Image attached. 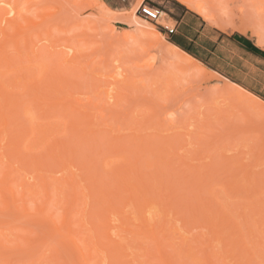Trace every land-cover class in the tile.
<instances>
[{"label": "rangeland", "instance_id": "1", "mask_svg": "<svg viewBox=\"0 0 264 264\" xmlns=\"http://www.w3.org/2000/svg\"><path fill=\"white\" fill-rule=\"evenodd\" d=\"M161 1L143 0L142 3L158 7ZM203 1L211 7L212 12L214 11L216 22L214 21L213 24L220 25L221 23L225 26L222 29L238 30L246 32L250 36L251 26L264 29V0ZM17 3L20 4L18 8H22L24 17L27 16L31 23L36 22L40 25L30 30L32 44L29 43L27 49L22 46L23 43H20L19 50L23 51L20 52L22 53L21 62L16 61L18 54L14 51L11 41H9L11 43L7 42V48L4 46L6 48L4 51H8L6 55L10 54L13 62H16L12 64V69L4 73L5 77L2 75L3 79L0 76V80L6 81L12 78L9 80L13 82L14 78L22 77L21 85L17 86V82H15L17 87L12 84L16 87L12 88L11 83L8 84L7 81L5 85L8 87L5 89L8 88L7 90H12L11 92L14 89L17 91L16 94L18 93V97H23L25 93H19L25 89L23 83L26 84L24 86L28 92L32 88L30 92L34 93L33 88L37 89L36 83L43 84V76L49 74V69H47V73L41 78L40 74H37L35 66L31 71L29 65L34 60L27 61L30 49L34 51L35 57L32 56V51H30V56L35 61L41 59L40 61L46 63L48 68H50L49 63L51 62L52 69L54 62L55 71L62 72V75L66 74L62 77L59 73L58 78L62 77L63 83L66 79L68 81H65L66 85L69 84L68 88L71 87L72 91L75 89L72 92L69 88L72 95L74 94V96L69 94L71 101L74 97L78 99L72 101V109L75 108L72 110L73 112L70 109L71 104H68L71 116L67 112V102L63 100V103H66L64 110L59 105L61 108L58 109L55 105L56 109L61 110V115H63L62 110L65 111L66 116L70 117H66L67 119L72 120L76 116L75 121L68 120L71 122L68 125L72 123L75 125L74 122L78 121L76 122L78 128L67 127L68 129L64 128V131V118L58 116L60 115L58 111L47 113L49 114L48 118L45 113L46 118L38 117L43 115L40 113L35 116V108L31 109L34 105H31L33 102L29 103L32 110L30 113L34 114V119H32L33 115L30 117V113L26 115L22 113L23 109H19L22 106L25 108L27 102L24 105L21 104L22 102L19 103L22 106H18V109L22 111V114H20L21 117L16 114L15 118L20 117V121L23 123L18 122L17 119L14 121H17L19 125H25L30 131L26 130L29 132L28 136L27 133L25 135L27 137L24 136L25 130L22 135L18 132L20 137L24 136L23 141V137L19 139L22 146L25 145L24 147L17 144V150L11 148L12 152L16 150L15 152L20 154L19 156L17 153V157L11 153L19 161L11 157V154L8 155L10 161L6 157H0V179L3 178L2 174L8 168L9 175L6 177L5 186H10L12 191L16 192L14 195L15 201H17L14 202L16 206L11 203V207H6L0 196V264H82L83 260L71 254L70 249H65L66 246L64 247L65 244L61 241L66 238L62 239V234L59 236L53 232L54 230L50 226L52 221L48 219L51 214L52 219L60 222L64 211L63 207L71 202L67 203L69 197L66 196L71 193L72 185L76 187L80 185L77 187L79 191L76 187L72 189L78 193L75 195L76 200L79 198L78 203L75 200L76 203L72 204L70 212L67 211L68 218L72 222V229L76 233L75 239L80 242L86 238L84 243H89L94 232V235L97 236L95 238L99 237L101 247H105L101 248L100 253L96 252L97 255L95 253L91 261H85L88 264L89 261L91 264H164V260L168 264H264V103L256 102L236 91L219 92L215 90L214 83L231 81L215 71L209 69L213 78L207 80L198 74L183 71L169 61H164L154 46L147 47L144 44L146 51L140 53V49L134 51L138 47L131 49V42L128 44L127 41L124 44L122 34L126 32H124L125 29H130L127 31L136 36L134 27L127 24V20H125H129L135 0H20V3L17 0ZM101 3L106 11L108 9L111 12L106 13ZM259 7L261 9L257 11L256 9ZM260 10L261 12H259ZM136 15L140 21H145L154 27L158 32V40L166 44L170 42L161 27V24L168 25L163 19L162 11L159 12L160 17L156 21L146 19L138 10ZM7 16L10 17L9 14ZM17 18L19 19V17ZM110 18L113 19L112 22L109 20ZM18 19L19 22L21 18ZM225 20H228V24ZM19 23L23 30H27L29 27V22L23 18ZM0 24L4 29H11L7 30L8 32H13L11 27L6 25L4 27L6 23ZM112 24L116 28L112 27ZM243 26L245 28H240ZM34 30L38 33H34L36 32ZM138 36L139 34L136 38L140 39L142 43L143 41L147 42L144 39L151 42L158 41L155 35H151L150 38ZM252 38L254 39V37ZM130 40L132 39L130 38ZM149 48L150 50H148ZM72 52L73 56H78V58L74 57L75 62L78 60L77 67L73 63L59 66L60 62L67 59V56L72 58ZM26 53H28L27 58ZM153 55L155 60L152 68L140 66L143 63H148L149 57ZM242 61L245 62L243 64L245 71L240 72L242 77L238 79L258 93L254 94L245 89L246 91L264 102V64H257L252 60ZM57 62L58 64H56ZM21 64L29 66L31 75L28 76L29 72H26L28 68ZM17 65H21L24 69L19 67L18 71ZM34 65L37 66L36 63ZM0 69L5 70L6 67L0 66ZM52 69L51 73H57ZM66 69L68 72L71 70L70 73H67ZM80 69L83 71L81 72ZM22 71L26 74L23 73L21 76ZM33 71L37 74L35 79ZM71 72H77V74L74 73L76 75L70 76ZM245 74H249L247 78ZM53 75H47L48 78L44 79L49 80V76L53 79L55 76ZM29 77L35 81L32 80V83ZM55 78L58 79L57 76ZM49 81H45V83ZM64 87L60 90L63 91ZM51 88L54 90L53 86ZM41 89L40 87L39 90ZM45 90L43 89V91ZM24 91L26 92V89ZM43 91L39 92L43 94ZM48 93L52 92L48 91ZM26 94L24 95L26 97L23 98L28 99L30 96L27 97ZM67 94L68 91L65 96ZM30 95L32 96V93ZM52 95L55 96L54 93ZM38 96L37 98H39ZM18 97H15V101ZM66 98H64L65 101ZM42 101L47 105L44 99ZM48 102L50 103V101ZM41 103L39 100L40 105ZM45 105L42 107L43 112ZM38 109L37 112L41 110L38 111ZM48 109L45 111H49L51 108ZM170 112L173 113L174 118L169 121L170 123H167ZM56 113L59 114L55 115ZM85 113H90V119H92L90 125L86 126L87 128L83 126L86 121ZM52 114L54 116L51 117ZM77 116L79 120H76ZM67 119H65L66 122L64 121L66 125ZM23 125L20 126L21 128H17L15 125L16 130L19 129L22 132L21 130L25 129L22 128ZM47 125L51 127V130L54 129L52 135L50 133L53 130L50 131ZM11 126L9 125L7 128L14 129V124ZM30 126L34 132L31 131ZM45 127L49 128L50 133L46 131L47 128L42 131ZM81 127L84 130H81ZM10 128L8 131L11 130ZM85 130H89L91 133H86ZM13 132L16 134L14 129L9 136L13 135ZM39 132L40 134L45 132L50 136L47 138L48 135L45 137L41 135L43 136L41 139ZM19 136L18 138H20ZM38 138H40V143H38L40 145L37 144ZM35 140L36 142H34ZM49 146L52 149L55 148L52 150ZM4 148L5 140H1L0 152L4 151ZM58 148L60 152H58ZM113 150L114 152H112ZM64 157L66 165L61 160ZM104 161L106 164H103ZM18 167L21 169L19 170ZM125 171L126 174H124ZM38 172H40L41 178L43 177L42 173L45 172L43 174H45L44 177L47 176V186L49 184L46 188L49 189L48 192L52 198L49 197L50 200L47 198L43 204L44 194L40 187H35L37 193H30L31 191L27 190L31 183L38 184L37 181L40 178ZM71 172L75 175L77 182ZM66 175L73 178L74 184H70L71 181L68 182L71 187L68 183L63 182L67 178L63 176ZM123 177H127V180L124 178L122 181ZM62 182L66 185H63L65 187L61 189L62 196L65 198L61 194L58 195L64 200L67 198V201L62 198L60 201L56 196V189H53L55 186L57 188L62 186ZM85 186L90 187L89 189L92 191L88 192ZM130 186H136L139 189L137 194L135 192L138 199L131 197L133 192L129 190ZM81 187L86 194L88 193L87 195L79 194L82 191ZM136 188L133 191H136ZM126 189L132 194L127 193ZM22 193L25 197L22 196ZM145 199L146 201L142 205V200ZM22 203H25L27 209L24 211L26 213L21 209ZM110 204H112L111 212L107 211ZM12 205L15 207L13 208ZM41 205L45 208L44 213L37 211V207ZM11 208L12 211H10ZM104 215L109 217L108 220L106 219L107 231L102 228L106 218ZM81 218L83 220L81 224L84 223L82 226L79 223ZM92 226L94 231L90 229ZM103 227L105 226L103 225ZM103 230L108 232L110 239L106 238V234V237L102 236ZM3 234H6L10 241L3 240ZM152 234H157L158 239ZM1 235L3 236L1 237ZM152 237L155 240H152ZM6 238L4 237V239ZM64 241L67 242V240ZM112 242H118V245L119 242L124 243L123 247L119 245L123 248L120 260L117 258L118 262L115 261L116 255L115 259L114 256L112 257L116 263L110 261L109 258L113 253L106 248ZM156 242L158 245L160 244L162 250ZM80 243L84 245V243ZM242 248L243 250H241ZM159 250L164 254L163 256Z\"/></svg>", "mask_w": 264, "mask_h": 264}, {"label": "bare ground", "instance_id": "2", "mask_svg": "<svg viewBox=\"0 0 264 264\" xmlns=\"http://www.w3.org/2000/svg\"><path fill=\"white\" fill-rule=\"evenodd\" d=\"M11 1V2H10ZM178 2H180L181 4H183L184 6H186L187 8H189L190 10H193L194 12H196L197 14H199L205 21H207L209 24H213V23H215L216 21L214 20L216 17H215V15H214V11L212 12V10L210 9L211 7L210 6H208V4L207 3H205V1H203V0H177ZM13 2V3H12ZM18 2L20 3V0H18ZM143 2V0H135V4L133 5V7H132V9H131V14L129 15V20L128 19H125V20H127L126 22H127V24H129L130 26H132V27H134V32L136 33L135 35L137 36L138 34H139V36L140 37H146V38H150L151 37V35L152 36H154L155 35V37H157V39L156 40H158L159 39V37H158V32L154 29V27H152L151 25H149L147 22H145V21H140L138 18H137V15H136V11L134 12V7H135V5H137V4H141ZM207 4V5H206ZM20 4H18L17 3V0L16 1H12V0H0V23H2L3 24V22L4 23H6V24H4V27H6V26H9V27H11L12 29H13V32H8L7 30H11V29H4L3 28V26L0 24V66H4V68L6 67V69L4 70V69H2V70H4V71H2L1 69H0V76L2 77V79L5 77V75H4V73L5 72H7V71H9L10 69H12L11 68V66H12V64L14 63L15 64V62L16 61H20L21 62V55H22V53H20L21 51L19 50L20 49V47H21V44L20 43H23L22 44V46L25 48V49H27L28 47H29V43H31L30 42V40L32 39V34L30 35L29 33H30V30L33 28H37L39 25H40V23H36V22H33V23H31L30 22V20H29V18H27V16H23L22 14H23V11H22V8H18V6H19ZM8 6V7H7ZM101 6H102V8H103V10L107 13V12H109L108 11V9H107V11H106V9H104L105 7H103V5H102V3H101ZM259 9H261V7H259L258 9H256L257 11L259 10ZM26 10H27V8H26ZM22 12V13H21ZM111 12V11H110ZM109 12V13H110ZM259 12H261V10L259 11ZM11 13H14V14H11ZM9 14V16L10 17H8L7 15ZM12 15V16H11ZM48 15H49V13H48ZM217 15V14H216ZM46 16V15H45ZM51 16H53L52 14H51ZM103 16H105V15H103ZM9 19H8V18ZM13 17V18H12ZM17 17H19V19L21 18H23V20H26L27 22H29V27L27 28V30H23V27H22V25L19 23L20 22V20L17 18ZM106 17H108V16H106ZM12 18V19H11ZM19 20V22L17 21V19ZM113 18V17H112ZM112 18H110L109 20L112 22V20L114 19H112ZM128 18V17H127ZM217 18H218V16H217ZM108 19V18H107ZM158 19V18H157ZM162 19V18H161ZM219 19V18H218ZM3 21V22H2ZM159 21V20H158ZM215 21V22H214ZM219 21V20H218ZM226 21V20H225ZM162 22V20L160 21V23ZM227 22V24H228V20L226 21ZM225 22V23H226ZM6 25V26H5ZM110 25H111V23H110ZM2 26V27H1ZM216 26H219L221 29L222 28H224L225 26H223V25H221V23H220V25H216ZM112 27H114V28H116L115 27V25H113L112 24ZM240 28H245L244 26L243 27H240ZM250 28V27H249ZM32 29V30H33ZM119 29V28H118ZM121 30H124V29H121ZM128 31L130 30V29H127ZM126 29L124 30V32L126 31V32H128ZM241 30V29H240ZM34 31H36V30H34ZM33 31V32H34ZM49 31V30H48ZM242 31V30H241ZM243 31H245L244 29H243ZM247 31V30H246ZM32 32V31H31ZM124 33V34H122V42L124 43V44H126L127 43V41H128V44L130 43L131 45H132V47H131V49L133 48V47H138V48H133L134 49V51H136V49L137 50H139L140 49V53H142L143 51H146L145 49H144V46L145 45H147V47L149 46V47H151V46H154L155 48H156V50H157V52H158V54H159V56L162 58V59H164V61H169V62H171V63H173L174 65H176L179 69H181V70H183V71H186V72H189V73H194V74H198L199 76H201V77H204V78H206L207 80L209 79H211L212 80V78H213V76H212V74L209 72V69L208 68H206L200 61H198L197 59H195L193 56H191V55H189L188 53H186V52H184L183 50H181L180 48H178L176 45H174L173 43H171V42H168L167 44L166 43H163L161 40H158V41H156V42H154V41H149L148 39H144L145 41L147 40V42H144L143 41V43L140 41V39L138 40V38H136V36H134V35H132V34H130L129 32L128 33ZM10 33V34H9ZM34 33H38L37 31L36 32H34ZM33 33V34H34ZM123 33V32H122ZM245 33V32H244ZM250 33H251V36L252 37H254V39H255V44H257L258 46H260L261 48H263L264 49V29L263 28H258V27H256V26H251V28H250ZM50 36H52V35H50ZM138 36V37H139ZM132 39V40H130L129 41V39ZM154 38V37H153ZM9 41H11L12 42V44L14 45V51L15 52H17V54H18V56H17V54H16V56L18 57V58H16V61H14L13 62V60H12V57H10L9 55H6L7 54V52L8 51H4V48L6 47L7 48V42H9ZM20 41H22V42H20ZM32 41V40H31ZM124 41H126V42H124ZM149 41V42H148ZM11 42H9V43H11ZM166 42V41H165ZM32 44V43H31ZM135 44V45H134ZM145 44V45H144ZM65 45V44H64ZM5 46V47H4ZM146 47V48H147ZM5 48V49H6ZM66 48V47H65ZM72 48V47H71ZM22 49V48H21ZM148 50H150V48L148 49ZM30 51H32V56L33 57H35V54H34V51L32 50V49H30ZM29 51V57H28V53H26L27 55H26V58H27V61H29V62H31L32 60H34L35 61V59H32L33 57L32 56H30V52ZM73 51V50H72ZM23 52V51H22ZM75 52V51H74ZM9 56V57H8ZM77 55H74L73 56V52H72V58H69V56H67V59H69V60H67V59H65V60H63L62 62H60L59 63V66H64V65H68V64H75V66H76V63H77V61L78 60H76V62H75V58L74 57H76ZM31 57V58H30ZM52 57V56H51ZM151 57V58H150ZM149 57V60H148V63H143V64H141L140 66H148L149 68H152L153 67V63H154V60H155V57H154V55L153 56H150ZM65 58V57H64ZM63 58V59H64ZM74 58V59H73ZM76 58H78V56L76 57ZM38 59V58H37ZM73 59V60H72ZM41 60V59H40ZM40 60H36L35 62L33 61V63L32 64H28L29 66H31V71H32V69H33V66H35L36 68H37V74L39 75L40 74V77L42 78V76L45 74V73H47V69H49L48 70V72H49V74L47 73L45 76H43L44 78L45 77H47V75H55V76H57V78L59 77L58 75H60L62 72H59L58 73V71H55L56 70V65H54V62H53V69L51 68V62L49 63L50 64V68L52 69V71H54V72H57V73H51L50 71H51V69L50 68H48L47 67V65H46V63H44L43 61L41 62ZM24 61H26V60H24ZM53 61V60H52ZM54 61H56V60H54ZM20 62H18L19 64H20ZM22 62H23V60H22ZM34 63H36L37 64V66L36 65H34ZM67 63V64H66ZM17 64V63H16ZM56 64H58V62L56 63ZM64 64V65H63ZM22 65V64H21ZM21 65H17V67H16V69L18 70L19 69V67L21 68V69H24V68H22L21 67ZM69 65V66H70ZM9 66H10V68H9ZM16 66V65H15ZM22 66H24V67H29V66H25V65H22ZM39 66V67H38ZM34 67V68H35ZM67 67V66H66ZM77 67V66H76ZM14 68V67H13ZM55 68V69H54ZM15 69V68H14ZM15 69V70H16ZM93 69V68H92ZM16 70V71H17ZM30 69L28 68L27 70H26V72L28 71L29 73H28V76L29 75H31V72L29 71ZM35 70V69H34ZM81 70V69H80ZM79 70V71H80ZM19 71V70H18ZM24 71V70H23ZM22 71V73H21V76H22V74L24 73V74H26V72H23ZM66 71H67V73H70V71L71 70H69V72H68V69H66ZM83 70H81V72H82ZM21 72V71H20ZM74 73H76L77 74V72H74ZM74 73H72L71 72V74H69L70 76L71 75H73ZM32 74H34V79L37 77V74H35V72L33 71L32 72ZM76 74H74V75H76ZM4 77H3V76ZM53 75V76H54ZM63 75H65L66 76V74H63ZM63 75L61 74V76L63 77ZM27 76V77H28ZM55 76L53 77V79H54V81H53V79H52V77H50L49 76V80H51V81H49L48 79H44V78H42V83L43 84H41V82H37L38 80H40V79H36L37 81V83H39V84H37L36 83V85H37V89H38V91H37V89L35 88H33V90H34V93H33V91L32 92H30V90L32 89H30L29 90V92H28V90H27V88H26V86H24V85H26V84H24L23 83V87L26 89V92H27V94H26V92L24 91L25 89H23V91H19V93H25L26 95H27V97H29L28 99H29V102H28V99L26 98H23V97H26V96H24L23 95V97L22 96H20V94H19V96L21 97V98H23V99H21L20 97H18V93L16 94V92L17 91H15L14 89H13V92H11L12 90V88H14L15 86H16V83L15 82H17V86H18V84L19 85H21L22 84V80H23V78L21 79V78H14L13 79V82H12V80L10 81L9 79H12V78H9V79H7L6 81H3V80H0V141L1 140H5V148H4V151H2V152H0V157H6V159H8L9 160V154H11V153H14L17 157H18V155L20 156V154L18 153V155H17V153L15 152L16 150H17V144L19 145H21L22 146V144H21V141L19 140V139H21L22 137H23V139H22V141L24 140V136L26 135V133H27V136H28V134H29V132H27V131H30V129L29 128H26V126L25 125H23V124H21V125H23L22 126V128H25V129H22L21 131L22 132H20L19 131V129H17L16 130V127H15V125L17 126V128L18 127H20L21 125H19V123L18 122H22L23 123V121H20L21 119H20V117H21V115L20 114H22V113H25L26 115H27V113H30L32 110L31 109H34L35 108V111L34 112H36L35 113V116L36 115H38L39 113L40 114H43V115H41V116H38V117H41V118H43V116L46 118V116L48 115L49 116V114H51V112L53 113L54 111H58V112H60L58 109H60L61 107H59V106H62V108L61 109H63V108H65L66 107V103H63V101L64 102H67V110H68V108H69V106H68V104H71V112H73L72 110H74L75 108H73L72 109V107H73V102H74V100L73 99H75V97L72 99V101H71V97H70V95L71 96H74V94L72 95V93H71V91H72V88L71 87H69L70 89H71V91H69V88H68V85H66L67 83L66 82H68V81H66V79H65V81H64V78H65V76H64V78H63V81H64V83L62 82V77L61 78H58V79H56L55 78ZM25 78H26V76H25ZM30 78V77H29ZM33 78V77H32ZM48 78V77H47ZM51 78V79H50ZM44 79V80H43ZM30 80H31V82H32V80L33 79H31L30 78ZM30 80H29V82H30ZM60 80V81H59ZM9 82L8 84H10V86H12V88L10 89L11 91H8L7 89H5V87H8V85L6 86L5 84H7L6 82ZM22 81V82H21ZM25 81V80H24ZM33 81H35V80H33ZM45 81H49L48 83L46 82L45 83ZM20 82V83H19ZM52 84H51V83ZM217 82V81H216ZM33 83V82H32ZM31 83V84H32ZM44 83H45V85H44ZM55 83H57L56 85H54ZM218 83V82H217ZM217 83H214L213 85H215V90H217V91H219V92H221V91H236L237 93H239V94H241V95H243V96H246V97H248V98H251L252 100H254V101H256V102H262V103H264L262 100H260L258 97H256V96H254V95H252L251 93H249L248 91H246L245 89H243L242 87H240L239 85H237L236 83H234V82H231V81H226V82H224V81H221V83L220 84H217ZM12 84H15V86L14 85H12ZM41 84V85H40ZM48 84V85H47ZM51 84V86L49 87V85ZM44 85V86H43ZM57 85H58V87H57ZM62 85H64V86H62ZM9 86V87H10ZM14 86V87H13ZM16 86V87H17ZM29 86V83L27 84V87ZM42 88L41 90H39L40 89V87ZM44 88H43V87ZM49 87V89H47L48 87ZM54 87L53 89L55 90V88H58V89H56L55 91L54 90H52V88L51 87ZM67 86V87H66ZM15 87V88H16ZM20 87V86H19ZM22 87V88H23ZM30 87H33V86H30ZM45 87H47V88H45ZM61 87V88H60ZM64 87V89H63V91L62 90H60V89H62ZM68 88V89H67ZM43 89L47 92V94L45 95V91H43ZM18 90V89H17ZM49 92H52V93H54V95L55 96H53L52 95V93H48V91ZM58 90V91H57ZM75 90V89H74ZM73 90V91H74ZM39 91H43V94L41 93V92H39ZM54 91V92H53ZM67 91H68V94H67V96H65L66 95V93H67ZM72 91V92H73ZM59 92V93H58ZM60 92H61V94H60ZM62 92H63V94H62ZM28 93H29V95H28ZM32 93V96L30 95ZM58 93V94H57ZM39 96H38V95ZM41 94V95H40ZM49 94H50V96H49ZM70 94V95H69ZM51 95H52V97H51ZM69 95V96H68ZM18 97V98H16V100L17 101H15V97ZM33 96H35V97H33ZM37 96L40 98H37ZM49 96V97H48ZM58 96V97H57ZM59 96H61V97H59ZM45 97V98H44ZM49 99H48V98ZM51 97V98H50ZM65 97H67L66 99V101L64 100V98ZM69 97V98H68ZM36 100H35V99ZM55 98H57V100H55ZM14 99V100H13ZM21 99V100H20ZM40 100V103H41V101L44 99L45 100V102H46V104L47 105H50V106H47V105H45V103L42 101V103H41V105L43 104V106L45 105V107H44V112L42 111V107L43 106H41L40 104H39V100ZM42 99V100H41ZM9 100H10V102H9ZM13 100V101H12ZM23 100H26V101H23ZM34 100V101H33ZM51 100H52V102H51ZM54 100V101H53ZM63 100V101H62ZM75 100H78L77 98L75 99ZM48 101H50V103L48 102ZM62 101V102H61ZM18 102V103H17ZM20 102H22L21 104L22 105H24L26 102L28 103H26L27 104V106H26V104H25V108H23V106L21 105V104H19ZM31 102H33L32 104H31ZM36 102H38V104H36ZM58 102H60V103H58ZM69 102V103H68ZM72 102V103H71ZM78 102V101H77ZM29 103L31 104V105H36V106H34L33 105V107L30 109V106H29ZM49 103V104H48ZM53 103V104H52ZM57 103V104H56ZM64 105H63V104ZM16 104H18V105H16ZM52 104V105H51ZM16 105V106H15ZM58 107V109H56L57 107ZM59 105V106H58ZM20 106H22L21 108H19ZM38 106V107H37ZM64 106V107H63ZM36 107H37V109H38V111L39 112H37V109H36ZM23 109L22 111H24V112H22V111H20L19 109ZM47 108H51L53 111H50L49 109V111H45ZM17 109V110H16ZM64 110V109H63ZM63 110H62V114L63 115H61V112H60V115H58V116H63V118H64V121H65V119H67L68 117L66 116V113H64L63 112ZM165 110V109H164ZM170 110V109H169ZM161 111V110H160ZM168 111V110H167ZM22 112V113H21ZM43 112V113H42ZM68 112V114L70 113V111L68 110L67 111ZM166 112V111H165ZM32 113V112H31ZM30 113V114H31ZM38 113V114H37ZM46 114V116H45V114ZM47 113H49V114H47ZM161 113V112H160ZM177 113V112H176ZM13 114V115H12ZM16 114H18L20 117H18L19 118V120H18V118H15L16 117ZM57 114H59V113H56L55 115H57ZM17 115V116H18ZM29 115V114H28ZM33 115V117H32V119H34V114H31V115H29L30 117ZM86 115H87V117H86ZM178 115V114H177ZM10 116H11V118H10ZM48 116H47V118H48ZM52 116H54V114H52L51 115V117ZM70 116H71V113H70ZM38 117H36V119H38ZM67 117V118H66ZM84 119H86V121H85V125L83 124V126L84 127H86V126H88V125H90V123L92 122V121H90V120H92V119H90L91 118V115H90V113L88 114H86L85 113V115H84ZM89 117V118H88ZM161 117V116H160ZM168 117H169V120H168V122L167 123H170L169 121L171 120H173V113L172 112H170V113H168ZM70 118V117H69ZM72 118V117H71ZM75 118H76V116H75ZM74 118V119H75ZM77 118H78V116H77ZM12 119V120H11ZM17 119V121H14V120H16ZM29 119V118H28ZM31 119V118H30ZM32 119H31V121H32ZM35 119V120H36ZM74 119H72L73 121H75ZM83 119V120H84ZM63 120V119H62ZM68 120H71V119H67V125L69 124V123H71L72 122V120H71V122L70 121H68ZM76 120H79V118L78 119H76ZM165 120V119H164ZM179 120V119H178ZM12 121H13V123H12ZM63 121V130H64V128H66V129H68L67 127H73L74 126V129L75 128H78V125H76V122H78V121H76V122H74L75 123V125L72 123V124H70V125H66V121L64 122ZM177 121V120H176ZM175 121V122H176ZM16 124H15V123ZM35 122V121H34ZM81 122V121H80ZM17 123H18V125H17ZM31 123V122H30ZM88 123V124H87ZM172 123V122H171ZM14 124V129H15V133L17 134V136H16V134H14V132L12 133L13 135H15L14 137H13V135H10L9 136V134H11V132L12 131H14V129H12V128H10V127H12L11 125H13ZM28 124H29V121H28ZM78 124H80V123H78ZM10 125V131H8L9 130V128H7L8 126ZM30 125V124H29ZM28 125V126H29ZM34 125V124H33ZM66 125V126H65ZM25 126V127H24ZM27 126V127H28ZM31 126H32V124H31ZM31 126H30V128H31ZM36 126V125H35ZM48 126V125H47ZM77 126V127H76ZM34 127V126H33ZM50 129H49V128ZM48 127H45L42 131H45L46 130V128H47V132L48 133H50L49 132V130L50 131H52L50 134L52 135V133L54 132V129H52L51 130V127L50 126H48ZM21 128V127H20ZM82 129L81 130H84V128L83 127H81ZM87 128V127H86ZM28 129V130H27ZM35 129V127L33 128V130ZM49 129V130H48ZM56 129V128H55ZM62 129V128H61ZM23 130H25V132H24V136H19L18 135V132L19 133H21V135H22V133H23ZM27 130V131H26ZM62 130V131H63ZM77 130V129H76ZM17 131V132H16ZM31 131H32V128H31ZM36 131V130H35ZM65 131V130H64ZM8 132V133H7ZM10 132V133H9ZM32 132H34V131H32ZM36 132H38V131H36ZM58 132H60L59 130H58ZM85 132L86 133H89L90 131L89 130H85ZM42 133V132H41ZM44 134H40V132H39V134H40V137H41V139H43V136H41V135H44V137L45 136H47L48 134H45V132H43ZM85 133V134H86ZM91 133V132H90ZM5 134V135H4ZM8 134V135H7ZM31 134V133H30ZM38 134V135H39ZM34 135V134H33ZM13 138H12V137ZM18 136L20 137V138H18ZM27 136H25V137H27ZM50 135H48L47 136V138L49 137ZM9 137V138H8ZM11 137V138H10ZM34 137V136H33ZM35 137H36V135H35ZM39 137V136H38ZM7 138V139H6ZM15 138V139H14ZM13 141H12V140ZM29 139V138H28ZM31 139V138H30ZM29 139V140H30ZM34 139H36V138H34ZM39 140H37V144L38 143H40V138H38ZM17 140H19V141H17ZM55 140V139H54ZM17 141V142H16ZM39 141V142H38ZM42 141V140H41ZM52 141V140H51ZM12 142V143H11ZM25 142V141H24ZM28 142V141H27ZM26 142V143H27ZM34 142H36V140L34 141ZM47 142V141H46ZM54 142V141H53ZM56 142V141H55ZM25 143V144H26ZM29 143H31V142H29ZM57 143V142H56ZM55 143V144H56ZM59 143V142H58ZM32 144V143H31ZM34 144V143H33ZM36 144V143H35ZM48 144V143H47ZM65 144V143H64ZM12 145V146H11ZM28 145V144H27ZM38 145H40V144H38ZM48 145H50V144H48ZM52 145V144H51ZM65 145H67V144H65ZM25 146V145H24ZM24 146H22V147H24ZM53 146V145H52ZM57 146V145H56ZM68 146V145H67ZM47 147V146H46ZM51 146H49V148H50ZM11 148H12V150H14V149H16L15 151H11ZM19 148V147H18ZM44 148H45V146H44ZM55 148V147H54ZM53 148V149H54ZM165 148V147H164ZM8 149H10L9 151H6V150H8ZM31 149V148H30ZM51 149H52V147H51ZM51 149H49V150H51ZM52 149V150H53ZM57 149V148H56ZM64 149V148H63ZM67 149V148H66ZM46 150V149H45ZM58 152H60V149L58 148ZM22 151V150H21ZM24 151V150H23ZM22 151V152H23ZM28 151V150H27ZM141 151V150H140ZM112 152H114V150L112 151ZM116 152V151H115ZM163 152V151H162ZM21 153V152H20ZM25 153V152H24ZM65 153V152H64ZM49 154V153H48ZM59 154V153H58ZM24 155V154H23ZM11 157H14V155L12 156V154L10 155ZM28 156V154L26 155V157ZM58 156H60V155H58ZM62 156V155H61ZM64 156H66V155H64ZM21 157H22V154H21ZM57 157V156H56ZM162 157V156H161ZM14 158H16V157H14ZM163 158V157H162ZM17 159V158H16ZM15 159V160H16ZM73 159V158H72ZM104 159H105V157H104ZM13 160V159H12ZM18 161H19V159H17ZM23 160V159H22ZM62 160V163L63 164H65L66 165V159H65V157H64V159H61ZM7 161V160H6ZM10 161V160H9ZM14 161V160H13ZM20 161H21V159H20ZM108 161V160H107ZM137 162H138V160H137ZM16 163H17V161H16ZM21 163H23V161L22 162H20V164ZM18 164V163H17ZM103 164H106V161H104L103 162ZM8 165V164H7ZM22 165V164H21ZM9 166H11L10 164H9ZM9 166H7V167H9ZM20 166V165H19ZM133 166H135L134 164H133ZM11 167H13V166H11ZM19 168V170L21 169L20 167H18ZM24 168V167H23ZM34 168V167H33ZM15 169H17V168H15ZM131 169H133V168H131ZM11 170V169H10ZM18 170V169H17ZM35 170V169H34ZM3 171V170H2ZM7 171V172H6ZM6 171L4 172V174H2L3 175V178H2V176H1V178L2 179H0V186H1V188H0V196H1V200H2V202H3V205H6V207H11V203H13L14 204V202L16 203L17 201H15V199H16V197H15V193H14V191H12V188L10 187V186H5V184H6V177H7V175H9L8 174V168L6 169ZM41 171V170H40ZM126 171H128V170H126ZM126 171H125V173L124 174H126ZM130 171H132V170H130ZM134 171V170H133ZM136 171V170H135ZM12 172V171H11ZM40 172H38V174H39ZM43 173H45V172H43ZM42 173V175H43V177H44V175L45 174H43ZM128 173V172H127ZM130 173V172H129ZM132 173V172H131ZM11 174V173H10ZM36 174V173H35ZM71 174H73V172H71ZM40 175V174H39ZM74 175V174H73ZM36 176V175H35ZM34 176V177H35ZM128 176H130V175H128ZM38 177H40L39 178V181H37L38 182V184L36 183V182H33V183H31L32 184V186H31V184H30V187H28V191H31L30 193H37L38 191L36 190L37 188H35V187H40V189H41V191H43V194H44V198L42 199V204L47 200V198H48V200H50V199H52L51 198V194L48 192V190L49 189H47L48 188V186H49V184H48V186H47V179H46V177L47 176H45L44 178L42 177L41 178V175L40 176H38ZM63 177H67V178H65V180H63V182H65V183H68L69 181H71L72 182V179L73 178H71L70 176V179H69V177H68V175H66V176H63ZM76 177H75V175H74V179H75ZM124 178L125 177H123V180L122 181H124ZM129 178V177H128ZM64 179V178H63ZM139 179V178H138ZM137 179V180H138ZM54 180V179H53ZM53 180H52V182H53ZM59 180V179H58ZM76 180V182L78 181L77 179H75ZM125 180H127V177L125 178ZM74 181V180H73ZM8 182V181H7ZM62 182V183H63ZM75 182V183H76ZM79 182H80V180H79ZM79 182H78V184H79ZM65 183H63V184H61L62 186H60V187H58L57 188V186H55V188H53V189H56L55 191L57 192L56 194V196L59 198V200L61 201L63 198L62 197H64V196H62V190L61 189H63L66 185H65ZM69 184V183H68ZM67 184V185H68ZM70 184H74L73 182L72 183H70ZM69 184V185H70ZM93 184V183H92ZM144 184V183H143ZM142 184V185H143ZM24 185V184H23ZM25 185H27V184H25ZM51 185V184H50ZM63 185H65V186H63ZM22 186V185H21ZM28 186V185H27ZM80 185H78L77 187H79ZM92 186V185H91ZM126 186H127V184H126ZM139 186V185H138ZM144 186V185H143ZM47 187V188H46ZM69 187H71V185L69 186ZM75 187L76 186H74V185H72V187L70 188V190H71V193H72V191H73V193L71 194L69 191V193L70 194H67V196L66 197H69L68 199H69V201H67L68 199L66 198L65 200L67 201V203L68 202H70V206L68 205H65V207H63V209H64V211H63V213H62V218H61V220H60V222L58 223L57 221H55L54 219H52L53 218V216L51 217V214H50V217H48V219L49 220H51L52 222V225H50V226H52L51 227V229H53L54 231V233H57L58 235L60 234H62V239H64V238H66V239H64V240H67V242L66 241H64V240H62L61 242L62 243H64L63 245H64V247H65V249L67 248L68 250H69V252L71 253V254H73L75 257H79L78 259H80V260H83L82 261V264L85 262V261H87V260H92V258H94V256L93 255H95V253L97 252V253H100V251H101V248H105V247H101V243H99V237L96 239L95 237H97V236H95L94 235V232H93V234L91 235V239H90V241H89V243L91 244V246H89L90 244L87 242V243H84V241L86 240V238H85V240L83 241H80V242H82V243H84V245L82 244L81 245V243L78 241V240H76L75 239V237H74V235H76V233H75V231H73V229H72V222L70 221V219L68 218V212L67 211H69L70 212V210L72 209L71 208V206H72V204H74V202H75V200H76V198L77 197H75V195H77L78 193H77V191H79V188H77L75 191H76V193L74 192V190H72V189H75ZM86 188V190H88V192H90V191H92L91 189H89L90 187H87V186H85ZM116 187V186H115ZM114 187V188H115ZM60 188V189H59ZM82 188V187H81ZM80 188V189H81ZM130 188H132V189H130ZM136 188V186H130L129 187V190L131 191L132 190V192H133V194L129 191V190H127V193L128 192H130L129 194L131 195V197L133 198V199H135V198H137L138 197V195H136L137 194V190H139V189H137L136 188V191H133L134 189ZM66 189V188H65ZM23 190V189H22ZM125 190V191H126ZM26 191V190H25ZM28 191H27V193H28ZM67 192V191H66ZM135 192H136V194H135ZM29 193V194H30ZM49 193V194H48ZM82 193V194H81ZM84 193L86 194V192H84V190H83V188H82V191H80L79 192V194H81V196H85L84 195ZM23 194V195H22ZM21 195L22 196H24V193H22ZM61 194V196L62 197H59V195ZM88 194V193H87ZM86 194V195H87ZM101 194H102V192H101ZM158 194H160V193H158ZM31 195V194H30ZM22 196H19V197H21L22 198ZM25 197V196H24ZM49 197H50V199H49ZM78 197H79V195H78ZM56 198V197H55ZM58 198H57V200H58ZM60 198H62V199H60ZM65 198V197H64ZM72 198V199H71ZM79 199V198H78ZM77 199V200H78ZM138 199V198H137ZM20 200H22V199H20ZM23 200H24V198H23ZM64 200V199H63ZM64 200V201H65ZM77 200H76V202H77ZM159 200V199H158ZM160 200H161V198H160ZM19 201V200H18ZM59 201V202H60ZM134 201V200H133ZM143 202H142V205H143V203H145V201H146V199L145 200H142ZM56 202V201H55ZM75 202V203H76ZM78 203V202H77ZM123 203H125V202H123ZM127 203V202H126ZM138 203V202H137ZM139 203H141V202H139ZM149 203V202H148ZM25 204V203H24ZM23 203L21 204V209L23 210V212H25L26 211V209L27 208H25L26 206L24 205ZM15 205V204H14ZM111 205L112 204H110L109 206H108V208L107 209H109V210H107V211H109V212H111V210H112V207H111ZM135 205H137V204H135ZM146 205H148V204H146ZM16 206V205H15ZM14 206V207H15ZM17 206H19L18 204H17ZM67 206V207H66ZM12 207H13V205H12ZM13 207V208H14ZM110 207V208H109ZM20 208V207H19ZM6 209V208H5ZM17 209V208H16ZM35 209H36V207H35ZM44 206L43 205H41L40 207H37V211L39 212V213H44L43 211H44ZM111 209V210H110ZM21 210V211H22ZM25 210V211H24ZM10 211H12V208L10 209ZM16 211V210H15ZM28 212V211H27ZM36 212V211H35ZM37 212V213H38ZM17 213V212H16ZM26 213V212H25ZM33 215V214H32ZM42 215H44V214H42ZM83 215H85V214H83ZM49 216V215H48ZM103 216V215H102ZM46 217H47V215H46ZM106 217V218H105ZM38 218V217H37ZM39 218H40V216H39ZM83 218V217H82ZM82 218H81V222H79L80 223V226H82V225H84V223L83 224H81L82 222H83V220H84V218H83V220H82ZM104 222H103V225L105 226V227H103V225H102V228L104 229V230H106L107 229V220L109 219V217L108 216H105L104 215ZM107 219V220H106ZM36 220V219H35ZM49 224H50V222H49ZM6 227V226H5ZM10 228H12V227H10ZM101 228V229H102ZM152 229H153V227H151ZM91 230H93L94 229V227L92 226L91 228H90ZM103 230V231H104ZM151 230V229H150ZM154 230V229H153ZM173 230L174 231H176V229L175 228H173ZM55 231H57V232H55ZM94 231V230H93ZM107 231V230H106ZM106 231H104L103 233V235L102 236H104V237H106V235H107V237L106 238H108V232L106 233ZM74 232V233H73ZM154 232H155V230H154ZM154 232H152V233H154ZM52 233V232H51ZM106 234V235H105ZM4 235V236H3ZM3 235H1V237L3 236V240H7L8 239V237L6 236V234H3ZM8 235V234H7ZM59 235V236H60ZM64 236V237H63ZM152 236L153 237H155L156 236V238L158 239V236H157V234H152ZM4 237L6 238V239H4ZM90 237V236H89ZM152 237V240L154 239ZM100 238H101V236H100ZM84 239V238H83ZM102 239H103V237H102ZM108 239H110V238H108ZM156 239V240H157ZM2 240V241H3ZM23 240V239H22ZM27 240V239H26ZM80 240V239H79ZM155 240V239H154ZM8 241H10V239H8L6 242H8ZM59 241V240H58ZM64 241V242H63ZM154 242V241H153ZM159 242V241H158ZM158 242H156V244L158 245ZM161 242V241H160ZM68 243V244H67ZM107 244H108V242H106ZM105 243V244H106ZM115 243V244H114ZM121 243V244H120ZM124 243L123 242H119V245H123ZM67 245H70V246H67ZM115 245V246H114ZM118 245V242H112V243H110L109 244V247H106V248H108V251H110V252H112L113 254H112V256H111V258L113 257L114 259H115V255H116V260L115 261H117V258H118V260H120V257L122 256V255H120V253H121V251L123 250V248H121L120 246ZM107 246V245H106ZM159 247H160V244L158 245ZM157 246V248H159ZM70 247H72V248H70ZM123 247V246H122ZM110 248H111V250H110ZM234 248H235V246H234ZM240 248V247H239ZM74 251H73V250ZM120 249V250H119ZM160 249L162 250L163 248L162 247H160ZM247 249V248H246ZM107 250V249H106ZM118 250V251H117ZM158 250V249H157ZM161 250H159L160 252H161ZM241 250H243V248L241 249ZM232 251V250H231ZM75 254H74V253ZM119 252V253H118ZM97 253H96V255H97ZM238 253H239V251H238ZM237 253V254H238ZM161 254V256H163L164 254H162V252L160 253ZM235 254V253H234ZM72 255V256H73ZM118 255H120V256H118ZM233 255V254H232ZM236 255V254H235ZM235 255H234V257H235ZM160 256V257H161ZM97 257V256H96ZM109 257H110V254H109ZM160 257H159V259H160ZM165 257V256H164ZM111 258H109L110 259V261L112 260V261H114L113 260V258L111 259ZM244 258H245V256H244ZM161 259H162V257H161ZM165 259V258H164ZM90 261H89V264H91L90 263ZM114 261V262H115ZM243 261V260H242ZM118 262V261H117ZM120 262H123V261H120ZM129 262V261H128ZM162 262H163V260H162ZM246 262V261H245ZM244 262V263H245ZM116 263V262H115ZM125 263V262H124ZM173 263V262H172ZM84 264H88V262L86 263H84ZM119 264V263H118ZM122 264V263H121ZM164 264H168L165 260H164ZM242 264V263H241Z\"/></svg>", "mask_w": 264, "mask_h": 264}, {"label": "crops", "instance_id": "3", "mask_svg": "<svg viewBox=\"0 0 264 264\" xmlns=\"http://www.w3.org/2000/svg\"><path fill=\"white\" fill-rule=\"evenodd\" d=\"M160 3L158 7L153 6L164 13L163 19L168 25L161 24V27L168 38L174 40H169L171 43L193 56L206 68L251 93H258L238 79L242 77L240 72L245 71V62L242 60L264 64V49L255 44V40L248 33L221 29L215 24H209L177 0H162ZM169 29L172 31L169 32ZM184 48L189 49L191 53ZM245 75L247 78L249 74Z\"/></svg>", "mask_w": 264, "mask_h": 264}, {"label": "built area", "instance_id": "4", "mask_svg": "<svg viewBox=\"0 0 264 264\" xmlns=\"http://www.w3.org/2000/svg\"><path fill=\"white\" fill-rule=\"evenodd\" d=\"M143 6L138 9L139 13L143 15L146 19L151 20V21H156L157 18L159 17V10L158 8L154 7L153 5H149L147 3H141ZM144 8H148L151 10V12L155 13V15H146L144 12ZM172 29H169V32H171Z\"/></svg>", "mask_w": 264, "mask_h": 264}, {"label": "snow or ice", "instance_id": "5", "mask_svg": "<svg viewBox=\"0 0 264 264\" xmlns=\"http://www.w3.org/2000/svg\"><path fill=\"white\" fill-rule=\"evenodd\" d=\"M143 5L142 4H137V5H135V7H134V12L135 11H137L139 8H141ZM144 10V12H145V14L146 15H155V13H153V12H151V10L150 9H148V8H144L143 9Z\"/></svg>", "mask_w": 264, "mask_h": 264}, {"label": "trees", "instance_id": "6", "mask_svg": "<svg viewBox=\"0 0 264 264\" xmlns=\"http://www.w3.org/2000/svg\"><path fill=\"white\" fill-rule=\"evenodd\" d=\"M168 40H170V41L174 42V40H173V39H171V38H169ZM184 50H186L187 52H190V50H189V49H187V48H184ZM190 53H191V52H190Z\"/></svg>", "mask_w": 264, "mask_h": 264}]
</instances>
